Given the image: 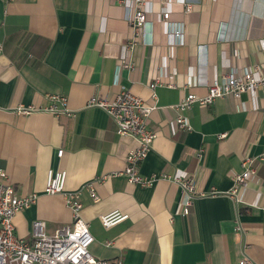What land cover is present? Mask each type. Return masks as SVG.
<instances>
[{
	"label": "crops",
	"instance_id": "1",
	"mask_svg": "<svg viewBox=\"0 0 264 264\" xmlns=\"http://www.w3.org/2000/svg\"><path fill=\"white\" fill-rule=\"evenodd\" d=\"M138 7L147 20L137 33ZM257 66L264 73V0H0V169L19 194H38L16 213L17 235L30 236L37 219L49 233L73 220L64 194L45 191L49 171L63 169L67 190H82L81 216L99 258L264 264V163L254 162L257 175L240 188L238 203L229 193L243 159L264 153V87L194 103L186 112L191 130L176 123L184 96H205L225 74ZM156 80L157 99L149 87ZM122 86L155 106L147 125L156 137L140 166L156 177L148 186L123 173L138 141L88 105L95 94L114 99ZM53 103L57 112L45 109ZM164 173L190 178L205 193L188 214L181 185ZM116 209L128 218L105 227L101 216Z\"/></svg>",
	"mask_w": 264,
	"mask_h": 264
},
{
	"label": "built area",
	"instance_id": "2",
	"mask_svg": "<svg viewBox=\"0 0 264 264\" xmlns=\"http://www.w3.org/2000/svg\"><path fill=\"white\" fill-rule=\"evenodd\" d=\"M191 9L192 5L190 3L186 4L185 10L190 12ZM169 16L170 12L164 13L165 19L169 18ZM146 20L145 11L138 7L131 20V24L137 33L146 23ZM175 33L177 36L182 34L181 30H177ZM125 66H131V64L125 63ZM257 67L255 72L246 70L242 74H236L235 72L225 74L222 80L217 79L210 84L209 92L205 96H199L195 93H189L184 96L176 105L178 110L177 125L184 130L192 129L186 112L196 102L207 105L212 103L217 97H223L228 94L240 97L243 93L259 86L264 87V73L261 72L259 66ZM160 83V80H156L149 84L152 96L155 99H157L155 89ZM50 97L54 101H61L63 104L67 102L66 97L58 94H52ZM88 105L104 109L116 122L117 132L120 135L132 136L138 141V145L131 149L127 155L123 173L127 176L129 182L133 184L151 185L156 177L143 175L140 171V166L151 151L152 143L156 137V132L147 125V120L155 106L147 104L141 96L134 94L123 86L114 99L109 100L95 94L88 100ZM34 109H36L34 106H20L18 111L29 113ZM45 109L52 112L58 111V107L54 103ZM221 136H225V134H221ZM202 151H200L199 155H202ZM63 152L64 149L61 148L58 154L62 156ZM256 160L264 163V153L257 157L248 156L244 158L242 171L233 172L232 174L234 186L229 193L237 203L239 202L238 194L240 188L247 184L250 178L257 175L258 170L254 165ZM163 176L181 185L185 193L183 206L185 214L190 212V206L196 196L205 195V193L198 192L196 182L190 178H182L166 173ZM66 179V170H50L45 191L50 194H64L67 205L73 211V220L57 228L54 233H49L46 229V222L42 219H37L33 222L31 235L21 237L16 233L14 217L17 212L34 203L38 194H19L15 185L9 181L6 170L0 169V264H122L119 259H103L91 252L90 246L94 241V235L91 232L89 222L81 216L83 208L82 190H67ZM85 188L89 189L93 201L96 202L100 199L91 183ZM128 216V213L116 209L102 215L101 221L105 227L110 228L125 220ZM241 264L254 263L249 258H245L241 260Z\"/></svg>",
	"mask_w": 264,
	"mask_h": 264
}]
</instances>
